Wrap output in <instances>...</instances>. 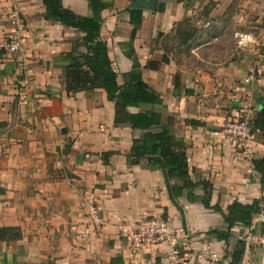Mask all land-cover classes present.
<instances>
[{
	"label": "crops",
	"instance_id": "crops-1",
	"mask_svg": "<svg viewBox=\"0 0 264 264\" xmlns=\"http://www.w3.org/2000/svg\"><path fill=\"white\" fill-rule=\"evenodd\" d=\"M105 1L112 6L102 12L101 39L118 83L139 71L161 96L149 109L183 144L196 201L181 193L182 182L169 179L183 216L169 197L163 163L134 162L131 150L144 132L115 123L116 105L105 90L66 91L64 57L86 53L79 45L84 34L46 19L42 0H0V45L14 31L13 10L27 24L22 50L0 51V228L22 234L0 244V264H177L165 244L129 250L118 223L147 217L170 218L186 229L183 264H230L239 242L241 264H264L257 213L249 226L236 215L264 200L253 165L264 156V135L253 139L250 158L209 142L212 131L242 116L248 99L251 120L264 109V0H156L153 10L130 9L136 0ZM62 3L91 16L88 0ZM133 11L140 14L133 18ZM236 32L251 33L255 44L239 49ZM150 62L159 69L147 68ZM251 66L258 74L247 84ZM206 188L210 207L201 201ZM90 196L105 223L83 240V202ZM205 251L218 262L203 259Z\"/></svg>",
	"mask_w": 264,
	"mask_h": 264
},
{
	"label": "trees",
	"instance_id": "trees-1",
	"mask_svg": "<svg viewBox=\"0 0 264 264\" xmlns=\"http://www.w3.org/2000/svg\"><path fill=\"white\" fill-rule=\"evenodd\" d=\"M46 7L45 18L58 22L63 26L79 30L84 34L81 44L87 51L84 54L73 52L67 54L64 59L68 62L65 70V85L68 93L91 92L95 89H103L107 93L108 100L116 105L117 125H129L134 130L144 132L141 139L135 140L131 156L134 162L147 159L153 164L165 165L170 180L182 182V192L188 191L189 199L196 201L193 196L197 188L189 175L187 156L183 144L178 141L171 130L162 124V115L150 107L161 104V96L142 81L139 71L131 72L124 76V85H119L118 74L113 68L109 57L107 43L101 39V27L103 23L102 12L112 6L105 0H88L91 16L83 17L73 13L63 6L62 0H42ZM159 8L158 11H163ZM140 14L133 11L131 14ZM133 19L134 31L139 28L142 17ZM159 63L150 62L147 68L159 69ZM130 109L139 111L133 113ZM144 109H146L144 111ZM252 128L259 130L264 135V109L252 120ZM254 169L261 175V186L264 190V156L253 161ZM207 191V188H206ZM175 197L177 196L174 192ZM205 207H210V189L201 198ZM264 201V200H263ZM259 204L241 207L239 216L243 224L249 226L252 216L258 213ZM22 234L17 228H0V244L19 240ZM245 252L244 243L239 242L230 264H241Z\"/></svg>",
	"mask_w": 264,
	"mask_h": 264
},
{
	"label": "built area",
	"instance_id": "built-area-1",
	"mask_svg": "<svg viewBox=\"0 0 264 264\" xmlns=\"http://www.w3.org/2000/svg\"><path fill=\"white\" fill-rule=\"evenodd\" d=\"M10 22L14 26V31L10 35L9 42L4 46L0 45V51L5 50L11 54H16L23 48L27 24L20 10L17 9L12 11ZM234 38L237 47L242 50H247L255 44V38L251 33L236 32ZM257 74L256 68L251 66L245 83L250 84L256 80ZM251 115L252 107L250 99H248V102L242 106V116L227 122L222 128L212 131L209 134V142L229 144L236 153L245 158H250L251 143L255 136L260 133L259 130L252 128ZM83 207L86 225L80 236L83 240H87L93 232L103 228L105 221L94 197L85 198ZM255 220L259 226L264 227V201L260 205ZM118 228L121 236L128 241L130 251L138 253L149 246L165 244L169 246L171 256L177 264L185 262V255L182 252L183 241H187L189 235L183 226L176 224L172 219L147 217L137 222L121 221L118 223ZM202 257L214 263L218 262L217 255L211 254L209 251H205Z\"/></svg>",
	"mask_w": 264,
	"mask_h": 264
},
{
	"label": "water",
	"instance_id": "water-1",
	"mask_svg": "<svg viewBox=\"0 0 264 264\" xmlns=\"http://www.w3.org/2000/svg\"><path fill=\"white\" fill-rule=\"evenodd\" d=\"M155 1L156 0H136L131 5L130 9H148V10L152 9L153 10V9H155V6H154ZM162 173H163L164 179H165L166 184H167V190H168L170 199L172 200V202H174L175 206L179 209L181 214L184 216L182 208L180 207V205L177 202H175V199H174V196L172 193V189H171V185L169 182V177H168L166 167L164 164H162Z\"/></svg>",
	"mask_w": 264,
	"mask_h": 264
}]
</instances>
